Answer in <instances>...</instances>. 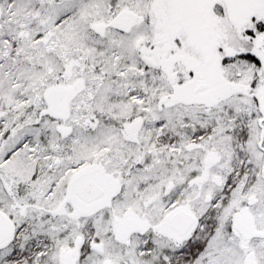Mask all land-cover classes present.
Returning a JSON list of instances; mask_svg holds the SVG:
<instances>
[{
  "label": "snow or ice",
  "instance_id": "6c2138e0",
  "mask_svg": "<svg viewBox=\"0 0 264 264\" xmlns=\"http://www.w3.org/2000/svg\"><path fill=\"white\" fill-rule=\"evenodd\" d=\"M0 264H264V0H0Z\"/></svg>",
  "mask_w": 264,
  "mask_h": 264
}]
</instances>
